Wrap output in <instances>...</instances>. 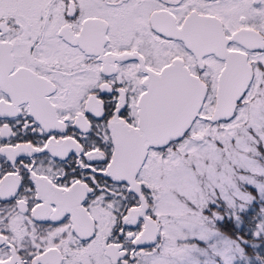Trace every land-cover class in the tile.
Instances as JSON below:
<instances>
[{"label":"snow or ice","instance_id":"obj_1","mask_svg":"<svg viewBox=\"0 0 264 264\" xmlns=\"http://www.w3.org/2000/svg\"><path fill=\"white\" fill-rule=\"evenodd\" d=\"M0 264H264V0H0Z\"/></svg>","mask_w":264,"mask_h":264}]
</instances>
